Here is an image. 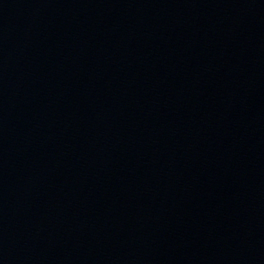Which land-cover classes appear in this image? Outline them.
I'll use <instances>...</instances> for the list:
<instances>
[{
    "label": "water",
    "instance_id": "obj_1",
    "mask_svg": "<svg viewBox=\"0 0 264 264\" xmlns=\"http://www.w3.org/2000/svg\"><path fill=\"white\" fill-rule=\"evenodd\" d=\"M0 264H264V0H0Z\"/></svg>",
    "mask_w": 264,
    "mask_h": 264
}]
</instances>
